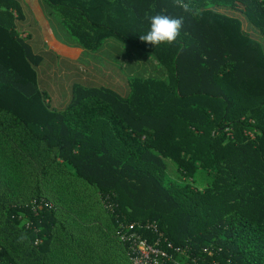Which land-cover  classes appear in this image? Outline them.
I'll use <instances>...</instances> for the list:
<instances>
[{"label": "trees", "instance_id": "trees-1", "mask_svg": "<svg viewBox=\"0 0 264 264\" xmlns=\"http://www.w3.org/2000/svg\"><path fill=\"white\" fill-rule=\"evenodd\" d=\"M46 1L86 48L117 36L153 56L169 81L135 79L124 98L76 87L53 111L37 86L38 57L14 30L16 0H0V264H90L85 226H60V213L71 220L63 205H84L72 201L76 189L96 196L107 233L154 222L184 251H168L177 264H264V53L217 10L245 16L264 37V0H190L199 17L175 0ZM146 14L183 17L177 41L142 42ZM164 159L187 182L173 181ZM20 190L34 202L13 204Z\"/></svg>", "mask_w": 264, "mask_h": 264}, {"label": "crops", "instance_id": "crops-1", "mask_svg": "<svg viewBox=\"0 0 264 264\" xmlns=\"http://www.w3.org/2000/svg\"><path fill=\"white\" fill-rule=\"evenodd\" d=\"M16 4L14 30L38 57L36 82L51 110L65 109L76 87L108 89L128 97L135 79L168 83L167 71L140 47L107 36L95 49L86 48L71 34L60 10L46 0H16ZM84 8L92 13V8Z\"/></svg>", "mask_w": 264, "mask_h": 264}, {"label": "rangeland", "instance_id": "rangeland-1", "mask_svg": "<svg viewBox=\"0 0 264 264\" xmlns=\"http://www.w3.org/2000/svg\"><path fill=\"white\" fill-rule=\"evenodd\" d=\"M217 10L222 12L223 14L237 18L241 22L242 28L243 30H245V32L246 29H248L247 25H252L245 18V16L236 13L228 8L219 7L217 8ZM248 32L249 31L247 30V34L252 38V40L256 41L260 45L261 51L264 53V37L258 32L255 27L252 29L251 32ZM115 94L124 98L118 93ZM163 161L166 166V173L173 181L177 183L187 182L180 177L174 164L171 161L167 159H164ZM192 188H196L200 192H203L206 189V186L193 185ZM42 192L44 194L42 198L51 201H46L47 204L51 207H55L54 201L50 198L55 197L54 186L50 183H47L42 187ZM73 194L74 195L72 196V201L73 199L77 198V200L84 202L85 207L83 204L63 205L60 212H66L67 208H69L70 212H68V216L71 217V220L67 218L66 213H60V226L66 225L67 223L71 225L74 222H77V224L79 225L82 224L83 226H85V229L79 230L78 234L80 235L81 239L83 237V247L88 245L87 252L89 256H91V259H93L92 261H90V264H130L128 258H126V255L121 247V245L123 246V244L120 241L117 231L115 232L114 229H112V233H107L108 231L106 230V227L110 225V222L106 217L105 213L102 211V208L100 207L101 204H98L96 196L91 192L77 189L73 192ZM13 202V204L19 205L23 203L29 204L33 203L34 199L32 198V195L29 191L20 190L17 198L13 199ZM61 202L62 204L68 202V199L65 197L64 200H61ZM73 210L75 211L72 212ZM179 257L181 256H178L176 258L177 261L179 260Z\"/></svg>", "mask_w": 264, "mask_h": 264}, {"label": "built area", "instance_id": "built-area-1", "mask_svg": "<svg viewBox=\"0 0 264 264\" xmlns=\"http://www.w3.org/2000/svg\"><path fill=\"white\" fill-rule=\"evenodd\" d=\"M45 208H51L50 205L45 204ZM29 225L27 224V228ZM118 236L121 243L126 247V256L130 264H177V262L171 257L168 251L174 250L178 255L184 253L183 250L174 249L172 244L169 243L166 238L163 237L157 225L152 222L143 223H131L125 225L119 223ZM150 232L156 236L153 243H149L148 240L140 234V231ZM166 245V250L162 248V245ZM204 253L210 254L209 249H204Z\"/></svg>", "mask_w": 264, "mask_h": 264}, {"label": "clouds", "instance_id": "clouds-1", "mask_svg": "<svg viewBox=\"0 0 264 264\" xmlns=\"http://www.w3.org/2000/svg\"><path fill=\"white\" fill-rule=\"evenodd\" d=\"M175 3L182 8L185 13H192L199 17L202 13L200 8L193 7L190 0L185 3V0H175ZM155 7L154 5L152 6ZM146 19L149 21V30L146 34L140 35L139 39L152 46L171 45L177 41L181 34L183 26V17L174 18L163 14L148 15ZM26 239L21 235L20 240Z\"/></svg>", "mask_w": 264, "mask_h": 264}]
</instances>
